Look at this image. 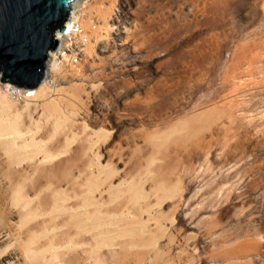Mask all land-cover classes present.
I'll return each instance as SVG.
<instances>
[{
    "label": "rangeland",
    "instance_id": "374dc122",
    "mask_svg": "<svg viewBox=\"0 0 264 264\" xmlns=\"http://www.w3.org/2000/svg\"><path fill=\"white\" fill-rule=\"evenodd\" d=\"M74 2L82 27L37 93L0 80L1 110L64 147L69 203L145 264H264V0Z\"/></svg>",
    "mask_w": 264,
    "mask_h": 264
},
{
    "label": "bare ground",
    "instance_id": "6f19581e",
    "mask_svg": "<svg viewBox=\"0 0 264 264\" xmlns=\"http://www.w3.org/2000/svg\"><path fill=\"white\" fill-rule=\"evenodd\" d=\"M72 15L64 31L55 29L61 40L75 32L74 23L82 27L81 17ZM16 118L0 108V264H145V241L134 229L121 228L116 236L112 225L98 223L91 198L86 209L69 203L64 147L52 146L47 129L20 127ZM20 159L26 164L18 169ZM129 232L136 234L128 238Z\"/></svg>",
    "mask_w": 264,
    "mask_h": 264
},
{
    "label": "water",
    "instance_id": "95a60500",
    "mask_svg": "<svg viewBox=\"0 0 264 264\" xmlns=\"http://www.w3.org/2000/svg\"><path fill=\"white\" fill-rule=\"evenodd\" d=\"M73 0H0V80L35 88L59 44Z\"/></svg>",
    "mask_w": 264,
    "mask_h": 264
}]
</instances>
